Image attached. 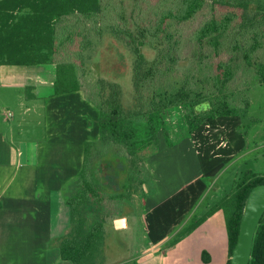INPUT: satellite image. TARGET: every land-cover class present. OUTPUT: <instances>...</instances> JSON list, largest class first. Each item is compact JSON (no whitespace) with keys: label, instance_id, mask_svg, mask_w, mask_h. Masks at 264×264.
I'll use <instances>...</instances> for the list:
<instances>
[{"label":"trees","instance_id":"1","mask_svg":"<svg viewBox=\"0 0 264 264\" xmlns=\"http://www.w3.org/2000/svg\"><path fill=\"white\" fill-rule=\"evenodd\" d=\"M105 32L125 41L131 50L134 99L129 107L116 79L101 78L94 87L95 100L82 82L86 53ZM186 44L199 49L192 74L177 70ZM145 47L157 51L152 62ZM263 49L264 7L253 8L250 0H135L130 20L124 0H0V66H55L57 95L84 91L99 109V141L86 142L75 191L66 199L71 226L57 241L63 261L108 264L107 229L113 227L115 213L109 208L112 198L99 172L102 157L111 148H120V158L137 170L140 158L159 152L160 132L171 147L208 120L246 118L250 84H264V61L254 63ZM238 61L255 73L240 88L236 87L242 69ZM263 184V174H247L167 246L177 245L209 216L223 211L227 264H231L247 198ZM203 258L210 262L208 252H203ZM249 264H264V217Z\"/></svg>","mask_w":264,"mask_h":264},{"label":"crops","instance_id":"2","mask_svg":"<svg viewBox=\"0 0 264 264\" xmlns=\"http://www.w3.org/2000/svg\"><path fill=\"white\" fill-rule=\"evenodd\" d=\"M38 67L0 66L1 95L14 98L16 108L18 105L21 107L19 115L17 111L6 108L14 116L9 120L3 111V122L9 127H0V248L6 252L21 253L15 264H71L61 259L57 241L70 230L71 213L66 199L75 191V180L83 167L86 142L99 141L100 114L97 105L87 99L84 91L57 95L54 85L56 76L43 77ZM31 113L40 119L38 125L44 124L43 134L37 136V129H32L33 141L20 140L18 143L15 135L17 116L20 127L21 123L28 122ZM199 129L188 140L171 147L160 138L159 152L152 160L155 194L159 190L155 165H158L157 159L164 152L187 151L190 157L194 156V163L190 164L192 169L187 175L190 184L186 190L189 191L179 197L173 208L155 209L151 205V196H148L151 210L148 235L153 243L167 241L195 216L201 219L216 205L209 208L212 203L209 201L206 210L200 211L210 188L217 183L216 178L222 177L224 169L232 161V151L220 149L218 139L224 138V135L230 137L229 146L237 147L239 151L244 145L240 138L230 136L237 128L233 131L228 129L225 134L214 127L207 132ZM18 137L21 135L18 134ZM219 212L223 213L215 212L192 233L205 226ZM158 215L166 217L170 225L162 234ZM39 252L42 254L36 255ZM226 260H229L228 232ZM211 261L210 255V262L204 263L210 264Z\"/></svg>","mask_w":264,"mask_h":264},{"label":"rangeland","instance_id":"3","mask_svg":"<svg viewBox=\"0 0 264 264\" xmlns=\"http://www.w3.org/2000/svg\"><path fill=\"white\" fill-rule=\"evenodd\" d=\"M250 3L253 8H257L258 5L264 7V0H250ZM124 8L126 17L130 20L135 10V0H124ZM201 19H203L202 15L198 17L195 24L197 25ZM190 31L188 29V32ZM143 50L147 59L152 62L157 51L148 47ZM198 54L199 49L194 44L183 46L177 70L192 74L191 69L194 68ZM132 61L131 50L125 41L111 33L105 32L101 40H95L93 48L86 53L85 74L82 77V82L85 88L90 91L92 98L95 100L98 97L94 87L101 78L116 79L122 86L125 106H131L134 99L131 81ZM260 61H264V49L259 51L258 56L254 59V63L257 65ZM238 63L242 69L239 70V82L236 87L240 88L243 81L253 80L255 73L252 69L247 70L242 61H238ZM38 72L41 76L50 78L52 75L56 76V67L42 65L38 67ZM247 95L250 100V109L246 118L220 117L208 120L201 127L203 132L214 127V129L223 130L224 134L228 129L233 131L237 128L236 132H232L230 136L240 138L244 144L239 151L237 147L229 146L230 137L224 135V138L218 139L217 144L220 149L232 151L233 157L232 161L230 160L231 162L228 163L229 166L224 169L222 177L216 178V185L210 188L207 193L208 197L203 202L204 207L200 209L201 212L206 210L209 201H212L209 208L217 204L214 202H219L229 194L247 174L264 175V84L251 83ZM6 108L17 111L18 115L21 111L20 105L16 108L14 98H5L0 93V127L2 128L9 127L8 123L3 122V111ZM17 120H19L18 116L15 123L17 126L16 142L19 143L20 140H23L30 143L33 141L32 129H37V136L43 134L44 124L38 125L40 119L36 114L31 113L28 122L21 123L20 127ZM212 133L215 134L214 131ZM18 134L21 137H18ZM159 137L164 141L163 132L159 133ZM187 147L186 142L185 148ZM168 152H164L157 159L158 165H155L157 179H159L157 194H155L157 189L152 177L153 156L145 159L144 156L140 158V167L137 170H133L128 162L120 158V148L113 147L102 157V166L99 172L106 185V194L112 198L109 208L114 211L115 220L121 218L128 220V227L116 230L114 220L113 227L107 229L108 264H206L203 261V250L209 251L212 260L210 264L227 263V232L222 212L217 213L205 226L173 247L167 246L173 235L167 241L163 240L159 243H156L157 241L153 243L150 240L148 215L151 210L148 207V196H151V205L155 209L173 208L179 201V197L183 196L185 191H189L186 190L190 184L187 175L192 169L190 164L194 163V156L190 157L187 151L184 152L180 149L175 152L168 150ZM226 169L228 170L224 173ZM158 217L160 234H162L161 232L168 230L169 228L166 227L170 225L166 222V217L160 218L159 215ZM151 249L153 251H150ZM19 254L21 253L6 252L0 248V264H15Z\"/></svg>","mask_w":264,"mask_h":264},{"label":"water","instance_id":"4","mask_svg":"<svg viewBox=\"0 0 264 264\" xmlns=\"http://www.w3.org/2000/svg\"><path fill=\"white\" fill-rule=\"evenodd\" d=\"M205 105L200 106L203 108ZM264 217V184L258 185L250 192L239 232L237 244L231 258V264H249L252 256L255 235ZM115 229L120 230L128 226L126 218L114 222Z\"/></svg>","mask_w":264,"mask_h":264},{"label":"built area","instance_id":"5","mask_svg":"<svg viewBox=\"0 0 264 264\" xmlns=\"http://www.w3.org/2000/svg\"><path fill=\"white\" fill-rule=\"evenodd\" d=\"M4 114H5L6 118L9 120L12 119L14 116L13 112L11 110H8V109L4 110Z\"/></svg>","mask_w":264,"mask_h":264}]
</instances>
